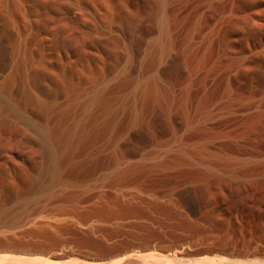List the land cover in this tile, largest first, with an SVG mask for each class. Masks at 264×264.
<instances>
[{"label": "rangeland", "instance_id": "1", "mask_svg": "<svg viewBox=\"0 0 264 264\" xmlns=\"http://www.w3.org/2000/svg\"><path fill=\"white\" fill-rule=\"evenodd\" d=\"M148 7L145 0H0V218L17 210L23 199L46 192L55 184L56 170L46 164L43 156L56 136L60 137L67 128L76 127L81 132L84 119L80 114L89 96L104 93L112 113L105 117V133L99 129L88 138L92 155L80 150L82 153L74 159L75 173L90 172L112 153L123 156L131 164L156 165L164 160L165 152L174 150L177 141L186 147L181 157L192 164L197 162L199 168L205 166L202 158H213L205 109L198 117L189 114L186 118L181 110L176 112L174 124L178 131L173 137L165 110L152 106L138 115L135 123L143 126L150 142L144 145L125 135L131 117L124 103L126 96L151 77L147 65L158 42V31L147 35L149 50L142 62L143 69L130 73L129 66L137 60L127 37V21L138 15L140 19L147 18L149 27L154 29L167 26L163 12L151 13ZM194 44L188 48L191 60ZM119 53L124 55L120 66ZM173 53L163 61L159 86L174 90L190 83L195 91L198 82L190 79L195 66L187 64L181 52ZM119 87L120 91L116 90ZM102 108H105L103 103L98 110ZM93 112L90 115L98 114L97 110ZM112 121H117L114 137L110 132ZM232 157L254 169L243 184H230L228 177L212 179L189 174L184 168L177 173L176 178L184 181L179 184L181 188L192 187L196 213L189 211L176 195H161L158 186L148 189L130 186L124 192L106 189L97 201L81 212L78 210L89 217L81 223V228L82 225L96 227L97 236L78 233L67 239L62 248L46 252L5 249L0 250V255L23 260L45 256L58 261L52 254L59 253L66 256L60 262L77 259L82 263L87 261L86 264H202L205 261L219 264L226 260H264V226L243 219L239 211L242 201L264 196V145L254 141L251 150L248 147ZM34 162L40 166L42 163L39 171L32 169ZM187 177L189 180L185 181ZM160 187L172 190L168 186ZM61 208L52 207L40 219L78 223L76 216H69L66 208ZM95 213L105 218L92 216ZM115 213L120 214V220L107 219ZM243 237L259 244L248 257L241 246Z\"/></svg>", "mask_w": 264, "mask_h": 264}, {"label": "bare ground", "instance_id": "2", "mask_svg": "<svg viewBox=\"0 0 264 264\" xmlns=\"http://www.w3.org/2000/svg\"><path fill=\"white\" fill-rule=\"evenodd\" d=\"M145 2L151 13L155 10L159 13L163 12L167 26L164 29H154L149 27L150 22L147 18L140 19L138 15L133 20L127 21L129 29L127 37L132 55L137 60L129 66L130 73L143 69L142 62L145 61V58L147 59L149 50V44L146 42L147 35L158 31V42L157 45L155 44L156 48L152 53V59L147 65L152 73L151 77L128 92L129 94L126 96L124 103L127 106L125 107L130 110L131 117L125 135L137 139L144 145L150 142L143 126L135 123L138 115L143 114L152 106H160L165 110L171 122L170 132L173 137L177 136L178 131L174 124L176 112L181 110L186 118L189 114L198 117L199 113L205 109L208 115L206 124L212 134L211 154H214L215 157L213 155V158L210 157L207 160L202 158L205 166L202 167L203 169L199 168V164L196 165L197 162L192 164L181 157L184 154L185 146L177 141L174 144V150H167L168 152H165L162 157L164 160L156 165L137 162V160V163L131 164L123 156L112 153L110 156L103 157L100 164L90 172L75 173L73 171L74 159H77L79 153H82L80 150L92 155V149L87 144L88 138L93 131H99V129H102L100 131L103 134L105 133L104 122L107 119L105 117L112 113L110 104L107 102L109 98L107 99L104 93L89 96L86 98L80 114V117L84 119L81 132L79 133L76 127L74 129L67 128L60 137L56 136L51 147L47 148V155L43 156L46 157V164L56 170L55 184L46 192H37L31 197L23 199L17 210L0 218L1 251L23 249L46 252L50 249L62 248L67 239L77 236L78 233L97 236L98 229L96 227L82 225L81 228V223L87 222L89 217H84L79 212L85 206L97 201L102 196H100L101 192L106 189L124 192L130 186L146 189L150 188L149 186H158L161 195L166 197L176 195L189 211L196 213L192 187L181 188L179 184L184 181H179L176 178L181 169H186L189 174L193 172L198 176H207L212 179L228 177L230 184H243L246 176L254 173L253 168L237 161L236 157L231 158V155L239 156L248 147L251 150L254 141H259L264 145V130H262V128L264 129V0H145ZM182 30L184 31L181 34ZM187 36L189 39H186ZM192 42H195V46L194 49L192 48L193 58L191 60L188 48ZM176 51L181 52L187 64L193 63L195 66L193 74L190 76L191 80L198 82V88L195 91L191 88L190 83L188 85L186 83L185 88L182 86L183 88L174 90L164 89L158 84L163 61ZM118 59L120 66L124 55L119 53ZM116 90L120 91V87ZM192 92H195V95L193 93L195 98ZM102 103L105 108L99 111L98 108ZM92 110L94 112L97 110L98 114L93 112L95 116L90 115ZM112 120L117 119L113 118ZM112 122L111 134L115 133L117 125V121ZM176 139L177 137H175ZM194 146L196 147V145ZM41 166L34 162L32 169L36 172L41 169ZM186 180H189L188 177ZM162 185L168 186L166 188L172 190H163L160 187ZM52 207L66 208L64 211L69 216H76L78 223L50 222L40 219V216ZM239 211L243 219L251 220L257 226H264V196L256 195L251 200L242 201L239 204ZM45 215L47 216L48 213ZM92 216L105 218L100 213H95ZM49 218L51 219V217ZM66 218L64 217V219ZM107 219L113 222L118 221L120 214L109 215ZM241 244L243 251L248 253L247 257L259 246L254 241H246L245 238ZM37 257L36 259H29L31 258L29 257L27 260H23L20 257L9 259L0 255V264L87 263V261L82 263L77 259V261L74 259L60 262L59 260L65 259L66 256L59 253L52 254V258L58 261H52L48 259L49 257L46 259L45 256L42 257L43 259ZM202 264L214 263L205 261ZM219 264H264V260H257V262L226 260Z\"/></svg>", "mask_w": 264, "mask_h": 264}]
</instances>
